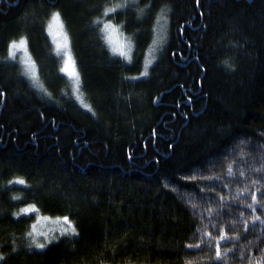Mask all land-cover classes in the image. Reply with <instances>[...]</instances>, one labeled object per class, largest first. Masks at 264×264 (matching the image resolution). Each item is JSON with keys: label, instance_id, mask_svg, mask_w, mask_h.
<instances>
[{"label": "trees", "instance_id": "obj_1", "mask_svg": "<svg viewBox=\"0 0 264 264\" xmlns=\"http://www.w3.org/2000/svg\"><path fill=\"white\" fill-rule=\"evenodd\" d=\"M54 13L91 110L61 72ZM21 39L35 82L10 57ZM64 216L76 234L47 241L41 218ZM0 256L264 264V0H0Z\"/></svg>", "mask_w": 264, "mask_h": 264}, {"label": "snow or ice", "instance_id": "obj_2", "mask_svg": "<svg viewBox=\"0 0 264 264\" xmlns=\"http://www.w3.org/2000/svg\"><path fill=\"white\" fill-rule=\"evenodd\" d=\"M122 5H117V7H121ZM116 8H109L106 10L105 15H107L109 12H115ZM48 30L53 37H60L61 39L57 40L56 47H57V54L60 55L63 53V56H66L67 58L64 59V66L61 68V72L67 74V76L72 80L73 82V90L77 93L76 98L80 100L81 104L83 107L90 109L89 105L85 104L83 101L82 96L79 94L80 90V77L79 73L76 71V66H75V61L72 59L70 52H68V47H69V41L67 38V35L63 32V24L61 22L60 14L55 13L52 16L51 23L48 25ZM103 31L107 34L106 35V40L107 42L112 45V51L114 53H118L120 56L125 57L126 59L130 60V45H126L124 42L118 39L117 37V32L118 28L113 26L112 24H105ZM26 45L27 41L25 39H21L19 43L13 41V43L10 45V57L12 59L16 58V51L20 49H25L26 50ZM24 64L26 66L25 72L26 74L30 75L32 80L35 82L36 81V68L34 62L31 61L30 58H26L24 60ZM151 64V60H148L145 64V71L141 73V75H147V67L148 65ZM229 174H231V166H229ZM208 179H218L214 177H208ZM16 183L19 184H24V180H18L15 181ZM253 200H255V197H253ZM251 207V206H249ZM39 210L35 207V205H31L29 207L21 209V213L23 214H29V213H37ZM19 215V214H17ZM41 219H48V217H42ZM256 219H259V217H256ZM62 221L64 225H67V227L62 228V235L63 234H68L71 233L73 235L76 234V229L72 225V222L69 220L67 216H64L62 218L58 217L57 222ZM30 237L33 238L32 243L36 248L43 249L46 245L44 243H39L36 240V227L33 225V230L28 233ZM42 235L45 236L47 239V234L42 233ZM228 237L226 235L221 236V240H226ZM50 242V241H49ZM189 247H198V245H190ZM216 258L217 259H222L223 254L221 253L219 247H216ZM4 257L0 256V260H3ZM191 264V262H189ZM259 264V262H258Z\"/></svg>", "mask_w": 264, "mask_h": 264}, {"label": "rangeland", "instance_id": "obj_3", "mask_svg": "<svg viewBox=\"0 0 264 264\" xmlns=\"http://www.w3.org/2000/svg\"><path fill=\"white\" fill-rule=\"evenodd\" d=\"M55 14V13H54ZM52 19V18H51ZM61 22H62V20H61ZM50 23H51V21H50ZM62 24H63V22H62ZM63 32L67 35V32H66V30H65V27H64V24H63ZM51 35V34H50ZM117 37H118V39L119 40H121L122 42H124L126 45H128V43H127V41L125 40V37H124V35L118 30V32H117ZM51 37H52V39H53V42H54V44H55V46H56V43H57V40H59V39H61L60 37H53V35H51ZM67 38H68V41H69V37H68V35H67ZM17 43H19V41L17 42ZM57 48V47H56ZM68 52H70V55H71V57H72V59L74 60V57H73V54H72V51H71V48H70V41H69V47H68V50H67ZM17 54H20V55H22V61L24 62V60L28 57L27 55H26V50L25 49H20V50H17L16 51V55ZM60 56H61V58H62V56H63V53H61L60 54ZM67 57L66 56H64L63 58H62V65L64 66V59H66ZM19 59V58H18ZM75 61V60H74ZM62 66V67H63ZM75 66H76V63H75ZM76 71H77V67H76ZM78 72V71H77ZM37 75H38V69L36 68V77H37ZM67 75V74H66ZM72 81V80H71ZM42 221H45L44 222V224H45V226H46V228H47V231H46V234H47V241H49V240H51V238L50 237H48V236H50V235H52V234H54L57 230H58V228H60V229H62V226L63 227H67V225H64L63 224V222L62 221H60V222H57V220H50V219H48V220H43L42 219ZM45 233V232H44Z\"/></svg>", "mask_w": 264, "mask_h": 264}]
</instances>
